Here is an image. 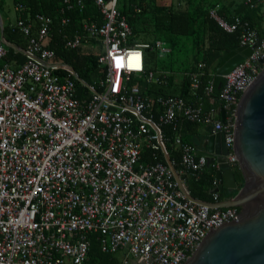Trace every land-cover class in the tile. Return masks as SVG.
<instances>
[{
    "label": "built area",
    "instance_id": "obj_1",
    "mask_svg": "<svg viewBox=\"0 0 264 264\" xmlns=\"http://www.w3.org/2000/svg\"><path fill=\"white\" fill-rule=\"evenodd\" d=\"M118 1L95 0L104 22L90 18L72 35L63 33L70 48L99 50V76L92 83L55 59L47 46L55 20L44 13L33 19L20 16L11 25L27 40L25 61L18 67L5 62L0 13V264H86L92 237L104 253L120 256L117 264H184L210 230L241 213L238 206H210L182 192L166 159L164 126L176 130L174 143L181 152L176 169L184 183L186 171L200 178L209 158L183 140L182 118L223 131L230 149L227 160L239 166L236 108L264 69V27L259 31L239 16L228 20L218 7L209 10L222 29L239 33L241 46L253 49L224 75V122L214 120V110L204 112L200 101L143 92L141 80L168 83L172 74L147 68V49H163V42H131L134 32ZM244 1L249 8H260L264 20V0ZM62 2L67 10L84 6V0ZM17 9L25 6L19 3ZM69 21L61 18L63 25ZM206 73L204 62L184 73L193 95ZM78 83L85 91L81 95ZM214 89L211 78L205 94ZM221 200L213 191L210 202Z\"/></svg>",
    "mask_w": 264,
    "mask_h": 264
},
{
    "label": "trees",
    "instance_id": "obj_2",
    "mask_svg": "<svg viewBox=\"0 0 264 264\" xmlns=\"http://www.w3.org/2000/svg\"><path fill=\"white\" fill-rule=\"evenodd\" d=\"M15 5L22 3L26 10L23 14L31 12L32 14L40 12L55 17V33L47 41V46L52 48L55 53V59L70 64L74 67L79 76L88 83H92L94 78L99 75L97 55L92 52L89 45H84L79 48H70L66 45L63 33L71 35L77 28L81 26L84 20L95 19L98 23H103V15L100 8L95 3V0H84L83 8L75 7L72 10H67L65 16L70 18L69 23L61 24V18L64 16L62 13L64 4L61 0H13ZM188 6L178 7L167 6L159 4L158 0H125L120 4L118 1V7L122 14L126 15L134 32V42L141 33L147 34L151 32H158L164 36L165 41L171 44V55L169 61L162 65L163 68L169 71H175V54L173 50L176 49L184 51L188 56V62L185 70L189 71L196 67L199 62L206 63L207 73L202 77V82L196 95H193L190 91V78L184 75L183 86L181 87L180 94L186 98L192 97L190 101L197 102V97L202 98V105L205 112L218 111V119L227 121V112L224 108V103L220 99V92L224 84V76L215 73V68L233 47L239 46V33L227 32L222 29L213 19L209 17V10L214 6L208 0H187ZM4 1L0 0V11ZM244 13L240 14L243 19L248 20L252 26L261 28V22L264 21L260 13V8L253 9L246 5ZM137 8H141V11H137ZM222 13V12H221ZM22 14V13H21ZM223 14V13H222ZM224 15V14H223ZM225 16V15H224ZM228 18V17H227ZM229 19V18H228ZM5 36L8 41L16 42L23 46L25 45L24 35L16 30L14 31L10 26V23L5 24ZM154 42H147L155 44ZM133 41V40H132ZM139 42V41H138ZM8 57H12L13 48L9 47ZM158 52L159 50L152 47L147 49L146 52V64L148 69L158 70ZM213 74V75H211ZM174 76H170V79ZM215 77V89L210 95L205 94V87L209 80ZM143 92L146 95L156 96L160 94H174L166 93L164 87L168 83H147L145 80H141ZM79 95L84 93V89L80 83H78ZM186 130L188 131L193 125V121H184ZM164 129L167 134L166 145L170 153L172 160L176 161L175 167L179 169L180 155L175 148L174 137L176 130L173 129V125L166 124ZM183 140L194 145L196 142L189 137H183ZM149 151L144 152V160H150ZM163 159V158H162ZM218 169L212 166L200 179L193 178L188 181L191 194L202 200H210L212 190L214 186V173ZM236 174L238 189L233 192L219 193V198L235 196L239 189L244 185V176L239 166H234ZM119 258L117 254L104 253L101 250L99 241L92 237L91 249L89 252V258L86 264H117Z\"/></svg>",
    "mask_w": 264,
    "mask_h": 264
},
{
    "label": "water",
    "instance_id": "obj_3",
    "mask_svg": "<svg viewBox=\"0 0 264 264\" xmlns=\"http://www.w3.org/2000/svg\"><path fill=\"white\" fill-rule=\"evenodd\" d=\"M252 52L250 46L233 47L215 68L216 74H228ZM196 151L219 164L215 192L238 189L234 168L227 160L230 149L223 131L200 138ZM234 151L244 185L235 196L219 202L194 197L166 154L179 188L189 199L210 206L241 208L238 219L210 230L184 264H264V69L243 92L237 105Z\"/></svg>",
    "mask_w": 264,
    "mask_h": 264
},
{
    "label": "crops",
    "instance_id": "obj_4",
    "mask_svg": "<svg viewBox=\"0 0 264 264\" xmlns=\"http://www.w3.org/2000/svg\"><path fill=\"white\" fill-rule=\"evenodd\" d=\"M208 1L211 4H214V6H212V7H218L220 13L222 12L225 16L222 13L221 14L225 18L228 17L229 18V19L227 18L228 20H232L233 18H235L237 16L242 17L240 14L244 13L245 8H247L244 0H208ZM13 3H14V1H13ZM158 3L159 4H164V5H167V6H174V7H178L179 5H182V7H187L188 6L187 0H172V1L171 0H158ZM18 4L15 5V3H14L15 9H16V12H17V19L20 16H24V17H28V18L33 19L34 15L36 13L32 14L31 12H27V14L25 15L23 13L25 12L26 7H25L24 11H20V10L17 9V5ZM70 10H72V9H70ZM66 11H67V9L65 8V5H64L63 10H62V13L64 14V16H65V12ZM37 13H40V12H37ZM64 16H62V17H64ZM66 17H68V16H66ZM53 18L55 20V17H53ZM4 22H5V24L9 22L10 26L15 23V22H12L9 18L4 20ZM261 25H262L261 28L256 27L259 31H261L263 29L264 21L261 22ZM5 38H6V36H5ZM6 40H7V38H6ZM25 42H27L26 38H25ZM25 45H26V43H25ZM25 45L21 46V45L17 44L16 42H10V41L7 40V49H9V47H12L13 48V53H12V57H10V56L8 57V54H9V50H8V54H7V56H6L4 61L5 62H10L13 67H18L21 63H23L25 61V54H24V50H23ZM194 69H192V70H194ZM161 70H167V69H161ZM167 71H169V70H167ZM189 71H191V70H189ZM185 72H188V71H185ZM211 75H213V74H211ZM212 78L215 81V77H212ZM168 82H169V84L166 87H164L166 93H172L173 92L174 94H180L181 87L183 86V79L182 80H177L176 78L173 77V78L169 79ZM192 97H190V98H186L185 97V98L190 101L192 99ZM197 99H198V101L202 102L201 97H197ZM218 111H216L215 114H214V120H219L218 119V115H219ZM206 113H209V112H206ZM184 121H186V119H184V118L180 119V121H179L180 134L182 135V137H189L190 136L192 139H194L196 141V142H194V146L196 147V149L198 148V143H199V139L200 138H206V137H208L209 135H211L214 132L211 125H206V124H201V123H196V122H193L192 127H190L189 130L187 131L186 130V126L184 124ZM175 148L178 150V153H179V155L181 157L180 149L176 145H175ZM214 165H215V167L217 169H219V164L216 161H211L210 160L208 165L205 167V169H204V171H203V173H202L200 178H202L204 176V174L208 171V169H210ZM183 177L185 179V183H186L187 186H188V184H187L188 181H191L193 178H197V177H195L193 175L192 171H186L183 174ZM200 178H197V179H200ZM215 180H216V173H214V181ZM188 188H189V186H188ZM215 188H216V185L214 184L212 190H210V193L212 194V197H211L210 200H207V201H212L213 200V191L215 190ZM226 198H229V196L224 197V199H226ZM118 258H120L119 255H118Z\"/></svg>",
    "mask_w": 264,
    "mask_h": 264
},
{
    "label": "rangeland",
    "instance_id": "obj_5",
    "mask_svg": "<svg viewBox=\"0 0 264 264\" xmlns=\"http://www.w3.org/2000/svg\"><path fill=\"white\" fill-rule=\"evenodd\" d=\"M3 1L4 3L0 11L1 16L3 17L4 20L9 18L12 22H15L17 20V12L15 9L13 0H3ZM124 1L125 0H120V4H122ZM132 38H131V42H134V39ZM157 38H160L159 40L163 42V49H159V52H158V62H159L158 69L161 70V68H163L162 65L166 64L169 61V58L171 55L170 54L171 44L165 41L164 36L160 35L158 32H151L147 34L141 33L140 36H138L135 40H138L139 42H146V41L154 42ZM95 48H97L96 44H95ZM97 51L99 52L98 49L92 50V52L95 54L97 53ZM173 51L176 52L175 54V66L176 67H174L175 71L174 72L171 71L170 74H173L174 78H176L177 80H182L184 77V73L186 71L185 70L186 67L184 66L187 65L188 56L185 54L184 51L179 52L178 50L176 51V49ZM98 72H99V69H98ZM98 76H96L93 80H96Z\"/></svg>",
    "mask_w": 264,
    "mask_h": 264
}]
</instances>
